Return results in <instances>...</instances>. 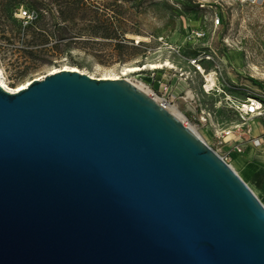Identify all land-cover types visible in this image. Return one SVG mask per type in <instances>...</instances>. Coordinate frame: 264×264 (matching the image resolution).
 Wrapping results in <instances>:
<instances>
[{
    "label": "water",
    "instance_id": "1",
    "mask_svg": "<svg viewBox=\"0 0 264 264\" xmlns=\"http://www.w3.org/2000/svg\"><path fill=\"white\" fill-rule=\"evenodd\" d=\"M0 264H264V206L125 79L0 86Z\"/></svg>",
    "mask_w": 264,
    "mask_h": 264
},
{
    "label": "rangeland",
    "instance_id": "2",
    "mask_svg": "<svg viewBox=\"0 0 264 264\" xmlns=\"http://www.w3.org/2000/svg\"><path fill=\"white\" fill-rule=\"evenodd\" d=\"M38 1V10L25 2L0 19V68L10 88L74 67L93 77L142 83L217 154L228 149L219 145L222 131L245 134L249 119L242 121L233 106L264 97V3L74 0L67 7L65 0ZM14 3L0 0L4 8ZM22 11L29 16L21 18ZM37 13L43 18L31 26ZM19 26L24 35L14 38ZM158 64L164 66L151 68ZM128 68L138 70L123 71ZM210 73L215 86L206 94L204 75Z\"/></svg>",
    "mask_w": 264,
    "mask_h": 264
},
{
    "label": "crops",
    "instance_id": "3",
    "mask_svg": "<svg viewBox=\"0 0 264 264\" xmlns=\"http://www.w3.org/2000/svg\"><path fill=\"white\" fill-rule=\"evenodd\" d=\"M257 137L261 139L260 144L254 147L244 142L245 152L231 153L230 164L238 175L243 176L244 179L239 177L264 206V117L249 119L243 140Z\"/></svg>",
    "mask_w": 264,
    "mask_h": 264
},
{
    "label": "built area",
    "instance_id": "4",
    "mask_svg": "<svg viewBox=\"0 0 264 264\" xmlns=\"http://www.w3.org/2000/svg\"><path fill=\"white\" fill-rule=\"evenodd\" d=\"M241 5H253V4H263L264 0H234ZM22 17L25 18L29 16L27 11H22ZM216 25L220 23L219 17L215 19ZM138 44V41L135 42ZM235 105L233 108L237 112L239 118L242 121H246V119H254L259 117H264V97L263 96H250L247 97L243 103L234 102ZM165 106V103H162ZM243 135H236L233 130H225L222 131L219 135V145L221 147H227V151L225 153H219L218 155L221 159L231 167L230 164V155L231 153L242 154L245 152L243 147L244 142L250 143L252 146L256 147L260 144L261 139L251 138L248 140H243Z\"/></svg>",
    "mask_w": 264,
    "mask_h": 264
},
{
    "label": "bare ground",
    "instance_id": "5",
    "mask_svg": "<svg viewBox=\"0 0 264 264\" xmlns=\"http://www.w3.org/2000/svg\"><path fill=\"white\" fill-rule=\"evenodd\" d=\"M166 64H169V63H166ZM163 66H164V65H160V64H158V65H151V68H153V69H161ZM61 70L77 71V72H79V73H81V74H86V75H88L89 77H91V78H95V79H112V80L120 79V77H117V76L93 77V76H91V75H89V74H87V73H84V72H82V71H80L79 69L74 68V67H65V68H61V69L55 70V71H53V72H51V73H49V74H52V73H55V72H59V71H61ZM137 70H138L137 68L123 69V71L129 72V73L134 72V71H137ZM124 74H125V73H124ZM204 78H205V82H206V84H205V86H204V89H205L204 92H205L206 94H208L209 91L212 90L213 87L215 86V74H214V73H210V74L204 75ZM36 79L41 80L42 78H36ZM8 83H9V81H8V79H7V77H6L5 73H4V71L0 68V86H1L4 90H6L7 92H9V93H16V92L20 91L21 89H24V88H25L30 82H27L26 84L20 85V86L16 87V89H12V88H10L9 85H8ZM133 85H135L136 87L142 89L144 92H146V93L148 94V92H147L148 90L146 91V90L144 89V86H143L142 83H141V84H133ZM186 94H187L188 98H192V97H193V93L191 92V90H188V89H187ZM168 110L170 111V113H172V114H173L175 117H177L178 119L181 118V114L178 112V110H177L175 107L168 108ZM180 121H181V119H180ZM183 125H184V124H183ZM184 127H186V126H184ZM191 129H192V128H191ZM192 130L195 132L194 129H192ZM195 133H196V132H195ZM231 168L234 169V166L231 165ZM239 176H240L242 179H244L243 176H242L241 174H239Z\"/></svg>",
    "mask_w": 264,
    "mask_h": 264
},
{
    "label": "trees",
    "instance_id": "6",
    "mask_svg": "<svg viewBox=\"0 0 264 264\" xmlns=\"http://www.w3.org/2000/svg\"><path fill=\"white\" fill-rule=\"evenodd\" d=\"M15 3L10 7V8H4L3 6H0V19H8L10 17L13 16V13L15 12V10L17 9L19 4H23L25 2L28 3V8H36L38 10V7L40 6V2L38 0H14ZM78 2H83V0H77ZM75 3L74 0H65L63 4H65V6L70 7ZM33 22L31 23V26L33 25V23L35 24L36 22H41L43 15H41L40 13L37 14H33ZM17 31L14 33V38H16L17 36L23 34L26 30L25 27L19 26L18 28H16Z\"/></svg>",
    "mask_w": 264,
    "mask_h": 264
}]
</instances>
